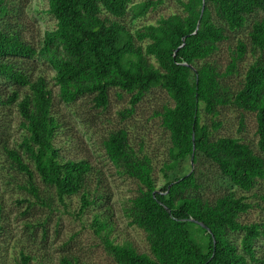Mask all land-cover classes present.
<instances>
[{"label": "trees", "instance_id": "obj_1", "mask_svg": "<svg viewBox=\"0 0 264 264\" xmlns=\"http://www.w3.org/2000/svg\"><path fill=\"white\" fill-rule=\"evenodd\" d=\"M46 2L54 26L33 43L24 34L20 0H0V166L9 171L10 181L14 173L25 176L21 188L40 201L37 178L49 202L55 198L64 208L66 200L79 195L76 216L92 214L89 228L115 264H264V222L241 221L251 203L233 190L248 193L264 179V0H179L180 12L133 32L120 20L130 9L134 18L143 16L161 0ZM241 30L246 42L237 41L231 62L221 70L212 56ZM247 51L254 59L240 87L232 90L225 80ZM154 88L171 101L156 113L168 141L162 185L157 188L152 156L135 146L126 128L109 131L102 141L107 160L137 185L121 211L144 233L148 250L142 252L113 236L116 224L99 170L85 158L61 155L60 138L70 119L55 99L70 109L91 98L103 110L110 90L117 89L131 97L130 107L120 112L125 118ZM12 105L23 133L10 143ZM227 105L255 115L257 150L241 138L217 136L219 124L206 121ZM191 156L192 165L210 163L230 189L212 201L199 195L195 171L177 174ZM1 212L0 204V219ZM20 256L19 264L33 259Z\"/></svg>", "mask_w": 264, "mask_h": 264}, {"label": "rangeland", "instance_id": "obj_2", "mask_svg": "<svg viewBox=\"0 0 264 264\" xmlns=\"http://www.w3.org/2000/svg\"><path fill=\"white\" fill-rule=\"evenodd\" d=\"M144 1L147 0H134L133 5ZM20 2L25 7L22 19L26 23L24 34L27 39L37 43L43 36L44 30L52 28L55 21L46 13V0H20ZM180 10L179 0H161L155 8L149 9L140 17L134 18V12L130 9L120 23L133 32L143 26L156 24L161 17L180 12ZM246 39V30L230 34L229 39L220 44L218 51L212 56V61L224 70L232 60V50L237 41L246 42ZM253 59L254 56L247 51L244 58L237 63L235 73L225 80L226 85L232 90L239 88L243 74ZM41 70H43L42 67ZM44 73L49 78V86L53 93H56L57 87L51 77L53 72L47 68ZM130 98V95L125 92L111 89L108 106L103 110L95 108L91 98L78 100L70 109L59 103L58 99L55 100L59 110L70 119V129L60 138L61 155L67 159L85 158L99 170L98 177L110 196L111 220L116 224L113 236L118 241H130L139 251L144 252L148 250L144 233L130 226L121 211L122 203L136 193L137 185L134 181L120 175L107 160L102 141L109 131L119 127L126 128L135 146L137 148L142 146L152 156L154 177L159 188L163 182L160 169L167 157L168 141L156 113L161 111L164 105H171V101L163 90L154 88L135 104L134 113L130 117L122 118L120 112L130 107ZM10 113V143H13L20 140L23 129L19 125L20 119L15 105L10 106ZM206 121L219 124L215 132L217 136L231 135L241 138L257 150L258 136L253 113L227 105L220 108L218 116L208 117ZM189 169L195 171L199 184L197 193L205 199L212 201L230 189L216 169L204 160H201L198 165H192L188 160L184 161L177 174H182ZM8 172L0 166L2 207L0 264L21 263V253L33 258L29 264H115L103 249L100 239L89 228L92 214L85 213L80 218L76 216L80 206L79 195L66 200L68 208H64L55 198L49 202L43 185L36 178L43 196L40 201H36L26 189L21 188L26 177L14 173V180L10 181ZM94 184L95 181L91 187H94ZM233 190L239 195H245L247 201L251 203V208L241 215V221L243 223L264 222V179L248 193ZM49 203L53 206L50 207ZM260 252L264 254V240Z\"/></svg>", "mask_w": 264, "mask_h": 264}, {"label": "water", "instance_id": "obj_3", "mask_svg": "<svg viewBox=\"0 0 264 264\" xmlns=\"http://www.w3.org/2000/svg\"><path fill=\"white\" fill-rule=\"evenodd\" d=\"M202 10H203V8L201 9V12H202ZM189 67H191V66H189ZM191 163H192V156H191ZM192 221L195 222V223H198V224L201 225L203 228L207 229V227H206L204 224H202V223H200V222H198V221H196V220H192Z\"/></svg>", "mask_w": 264, "mask_h": 264}]
</instances>
